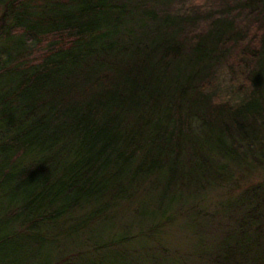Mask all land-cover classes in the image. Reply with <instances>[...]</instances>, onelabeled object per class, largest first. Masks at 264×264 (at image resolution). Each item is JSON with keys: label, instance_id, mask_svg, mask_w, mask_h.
I'll return each instance as SVG.
<instances>
[{"label": "trees", "instance_id": "1", "mask_svg": "<svg viewBox=\"0 0 264 264\" xmlns=\"http://www.w3.org/2000/svg\"><path fill=\"white\" fill-rule=\"evenodd\" d=\"M215 1L0 0V264H54L80 234L102 252L84 264H146L144 223L99 229L136 191L215 202L264 171V0ZM218 200L216 241L179 264H264V177Z\"/></svg>", "mask_w": 264, "mask_h": 264}, {"label": "rangeland", "instance_id": "2", "mask_svg": "<svg viewBox=\"0 0 264 264\" xmlns=\"http://www.w3.org/2000/svg\"><path fill=\"white\" fill-rule=\"evenodd\" d=\"M215 4V0H181L179 7L185 12L192 11L194 8L209 11L217 7ZM225 70L223 67L219 73L218 88L222 96L228 99L229 95L233 93L225 89V85L230 83L229 75L225 73ZM229 100H235V98L230 97ZM263 177L264 171L262 170L237 173L235 184L229 182V185H222L220 188L209 191L208 197H213L218 203V199H223L226 195L241 193L247 187L261 182ZM163 186L162 183L144 185L138 192L136 191L133 200L125 207V212L116 216L110 213L107 221L102 222L104 225L99 227L101 231H105L108 226L114 227L117 228L113 229L114 232L122 233L123 228L128 225L122 224L128 221L133 222L135 226L139 222L147 223V227L149 224L151 227L156 226L149 233L144 234L143 232L148 229L145 227L146 225L140 226V229L144 228L142 231L135 229L132 225L129 228L132 230L127 234L134 238L132 241L134 245L131 248L133 252H130V256L146 264H179V261L196 256L198 251L196 248L199 249L208 244L213 245L219 234L213 230L219 221L218 215L214 217L215 213L211 216L199 213L200 209L210 213L209 210L215 209V202H208L206 198L182 200L185 197L197 198V196L192 193L188 195L189 192L186 190L181 192L175 188L169 195H166L163 192ZM138 231L140 232L135 237ZM105 232H102V235ZM53 239L55 243L58 241L57 250L54 252L56 253L53 260L54 264H73L79 263V261L84 264L90 258L102 254L100 249L99 251H92L93 247L96 246L91 244L92 241H86L83 234L75 239H67L63 236L53 237ZM137 244H141L142 248L138 249ZM109 247L114 249L120 246L112 245ZM30 250H33V247ZM114 258L116 259L115 256Z\"/></svg>", "mask_w": 264, "mask_h": 264}]
</instances>
